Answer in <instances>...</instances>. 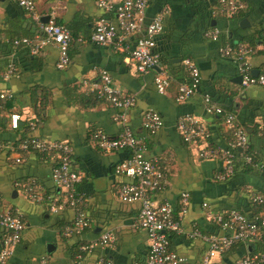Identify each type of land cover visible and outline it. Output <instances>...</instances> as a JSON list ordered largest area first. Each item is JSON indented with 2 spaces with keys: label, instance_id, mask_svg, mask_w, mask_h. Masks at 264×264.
Segmentation results:
<instances>
[{
  "label": "crops",
  "instance_id": "obj_1",
  "mask_svg": "<svg viewBox=\"0 0 264 264\" xmlns=\"http://www.w3.org/2000/svg\"><path fill=\"white\" fill-rule=\"evenodd\" d=\"M219 1L150 0L141 31L163 12L156 51L161 68L172 80L167 92L160 95L153 82L156 71L140 75L130 58V51L142 38L141 31L119 45L98 46L87 41L100 18L114 21L93 0H38L36 22L16 2L0 0V94L8 97L6 107L0 108V142L15 148L10 156H0V208L17 213L25 224L19 244L3 264H94L100 255L112 264H134L146 258L147 235L134 227L140 206L117 198L118 188L129 180L115 174V167L129 157V151L105 153L97 144V133L110 140L120 131L114 120L117 111L95 94L93 86L100 83L103 73L117 92L135 97L127 125L137 139L144 140L147 155L159 158L164 169V183L153 200L168 203L181 218L185 233L170 240L179 264H233L239 256L264 251V242L260 247L243 244L245 253L242 248L228 250L205 262L208 245L187 236L193 228L204 235H223L213 217L235 210L249 218L251 195L258 192L264 198V178L259 172L237 174L228 183L217 181L222 163L201 159L200 146L186 144L176 130L181 117L193 116L207 128L211 145L225 151L227 130L218 117L230 112L249 131L264 124V87L242 88L236 63L221 54L226 45L252 46L248 59L252 73L257 76L264 70V0H239L243 8L232 16L221 12ZM112 2L118 6L122 0ZM52 18L84 40L71 43L70 63L63 70L56 67V45L45 46L36 54L26 46L14 45L16 40L40 36V25ZM214 32L215 39L207 36ZM186 59L199 72V89L188 100L177 102L178 86L188 78L183 69ZM10 65L17 69L15 75L8 74ZM205 96L222 110L220 115L206 113ZM148 110L157 112L163 124L153 135L142 125ZM12 115L20 118L17 129L10 126ZM30 123H34L33 129ZM28 131V137L67 142L71 147L72 166L82 176L77 192L90 225L82 233H66L73 211H48L49 197L57 196L51 181L56 160L54 154L20 153L18 145ZM250 142L264 161V135L251 136ZM24 187L32 188L34 198H27ZM184 193L189 196L188 205L181 213ZM106 233L112 237L110 247L82 250Z\"/></svg>",
  "mask_w": 264,
  "mask_h": 264
},
{
  "label": "built area",
  "instance_id": "obj_2",
  "mask_svg": "<svg viewBox=\"0 0 264 264\" xmlns=\"http://www.w3.org/2000/svg\"><path fill=\"white\" fill-rule=\"evenodd\" d=\"M31 16L33 21H37L35 13L38 0H12ZM95 6L105 14L114 16V21L108 18H100L95 24L88 38V42L98 46L119 45L121 40L128 38L142 30L144 22V12L150 0H122L121 4L114 6L112 0H93ZM221 12L227 16H232L235 12L243 8L239 0H220ZM163 12L157 14L153 20L141 31L143 33L134 48L130 51V58L136 65L137 73L144 75L151 71H156L154 75V86L156 92L163 95L171 85V78L166 70L161 68L159 54L156 51V38L163 29ZM217 33H210L207 36L213 39ZM74 38L64 27L56 25L54 19H49L46 24L40 25V36L34 39H20L14 41V45L26 46L31 54H36L39 50L48 45H56L59 50V58L56 64L58 70H63L70 63L68 48ZM76 41L83 42L81 38ZM264 51V47L262 48ZM252 49L242 44L226 45L222 48L221 54L233 60L237 65L242 88L251 86L264 87V70L254 76L248 59L252 55ZM183 69L188 76L187 83L178 86L177 102H184L191 98L199 89L200 75L197 68L190 60L183 61ZM13 66L8 68V74L13 72ZM100 83L95 84L97 97L110 106L117 114L114 120L120 125V131L114 139H108L103 134H98V146L105 152H119L128 150L129 157L120 162L115 167V174L129 180L122 184L117 190L119 201L132 204H139V214L134 227L144 231L147 235L148 252L146 258L134 264H179L181 260L170 249V235H180L185 233L181 225V218L175 215L174 209L168 203H156L154 195L161 189L164 180V169L160 159L148 156L144 140L137 139L127 125V116L131 108L135 105L134 96H125L117 92L110 77L103 73L100 76ZM8 99L7 95L0 94V101ZM205 110L208 114L220 115L222 110L214 106L210 98L205 96ZM20 118L18 115L10 117L12 129L18 128ZM143 128L153 135L162 127L159 114L153 110H148L143 115ZM29 126L33 129L34 123ZM224 128L233 134L234 141L228 145V150H218L208 147L209 133L207 128L196 118L190 115L181 117L176 130L183 142L200 146L199 157L203 160H220L223 173L216 174L217 181L225 180L231 174L233 154L230 150L238 148L245 152L247 146V136L244 129L238 124L235 115L226 116ZM18 150L30 153L31 150L41 156L54 154L56 164L52 168L51 181L58 191L57 196L49 197L47 208L50 213L56 214L63 210L74 212V219L71 226L66 228V233L80 234L89 228V222L84 217L81 207L82 198L77 192V186L81 182L82 176L72 166V149L67 142H56L39 139L32 136L29 140L18 145ZM15 148L9 144L0 142V154L4 151L13 153ZM246 163L250 164L251 158L244 156ZM19 163L20 160L16 159ZM264 172V171H263ZM24 194L27 198H34L31 187H24ZM188 194L181 196V213L185 212L188 205ZM255 201L263 203L262 198L257 197ZM223 235H204L198 228H193L187 236L193 240L199 239L208 245L205 262L218 254H222L230 249L234 244H254L263 243L264 238V212L254 221H249L243 214L230 210L217 214L212 218ZM25 224L22 218L15 212H3L0 208V263L3 264L10 258L15 247L21 240ZM112 237L103 234L98 240L83 247V251L93 249L105 250L110 247ZM41 264H46L44 261ZM94 264H112L105 255H100ZM234 264H264V251L246 255L234 262Z\"/></svg>",
  "mask_w": 264,
  "mask_h": 264
},
{
  "label": "trees",
  "instance_id": "obj_3",
  "mask_svg": "<svg viewBox=\"0 0 264 264\" xmlns=\"http://www.w3.org/2000/svg\"><path fill=\"white\" fill-rule=\"evenodd\" d=\"M72 37L74 38V40H76L77 38H79V37H74L73 35H72ZM87 41H88V39H87ZM249 48L252 49V46H249ZM13 69L14 70H13V72L11 74L12 75H15L17 69L14 68V66H13ZM187 81H188V78H187L186 82H184V83H187ZM6 101H7V99L5 101H0V108L1 109H3V108L6 107V104L4 105V102H6ZM229 114H232V113L229 112ZM225 117H226V115H221V117H218V118H220L222 120V122H224ZM237 122L244 129V131L246 133V136H247V146H248V148H247V150L245 152H241L238 148H234V149L230 150L232 152V154H233V159H234L233 160V163H232V167H231V174L225 180L220 181L221 183H228L237 174L248 173V172H259L263 176V178H264V172H263L264 171V161H262L261 158L252 149V144L250 142L251 136H257V135L258 136H261V135H264V124L259 125L258 127H256L252 131H249V128H247L246 126H243V124L240 123L239 120ZM18 128H19V125H18ZM26 129L27 130L29 129V126L28 125H27V128ZM28 133H29V131L26 132V135L23 137V139L20 141V143L23 142V141L29 140L31 138V137H28L29 136ZM227 135H228L227 142L230 144V143H232L234 141V137H233V134L230 131H228V130H227ZM208 147L209 148H212V149H215V147L212 146L211 143H210V136L208 138ZM30 152H34V151L31 150ZM20 153L24 154V152H22V151H20ZM2 154H6V155H9L10 156L11 152L10 151H4V152H2L0 154V156ZM37 155H39V154H37ZM244 156L250 157L252 162L250 164L246 163ZM218 161H220V160H218ZM220 173H223V167L221 165H220L219 170H218V174H220ZM57 192L58 191L55 190L53 192V194L54 195H57L58 194ZM261 196L262 195L258 194V192H255V196H254V194L251 195V203H252V205H251V215L249 216V218L246 217L249 221H254L262 212H264V200H263L264 198H262ZM257 197H261L262 200H263V203H258L257 201H255V198H257ZM1 234H2V231L0 230V236H1ZM172 236H173V234L170 235V238H169L170 240H171V237ZM263 242H264V238H263ZM259 244H262V243H255V245H258L257 247H260ZM241 248L243 249V251L245 253V250L244 249L246 247L243 244H241V243H237V244L232 245L229 250L230 251L231 250H234V249L240 250ZM258 250H260L261 252L263 251V249H258ZM258 250L256 252H259ZM240 257L241 256L237 257L235 259V261L238 258H240ZM234 262H233V264H234Z\"/></svg>",
  "mask_w": 264,
  "mask_h": 264
},
{
  "label": "water",
  "instance_id": "obj_4",
  "mask_svg": "<svg viewBox=\"0 0 264 264\" xmlns=\"http://www.w3.org/2000/svg\"><path fill=\"white\" fill-rule=\"evenodd\" d=\"M257 75V74H256Z\"/></svg>",
  "mask_w": 264,
  "mask_h": 264
}]
</instances>
